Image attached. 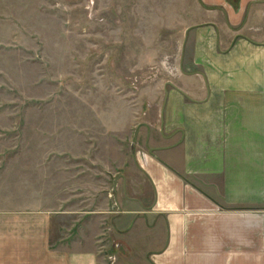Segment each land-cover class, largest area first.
I'll list each match as a JSON object with an SVG mask.
<instances>
[{
    "label": "crops",
    "instance_id": "crops-1",
    "mask_svg": "<svg viewBox=\"0 0 264 264\" xmlns=\"http://www.w3.org/2000/svg\"><path fill=\"white\" fill-rule=\"evenodd\" d=\"M196 14L179 80L130 149L151 199L121 176L111 207H0V264H264V0H196ZM72 214L87 219L52 241Z\"/></svg>",
    "mask_w": 264,
    "mask_h": 264
},
{
    "label": "rangeland",
    "instance_id": "rangeland-1",
    "mask_svg": "<svg viewBox=\"0 0 264 264\" xmlns=\"http://www.w3.org/2000/svg\"><path fill=\"white\" fill-rule=\"evenodd\" d=\"M197 21L196 0H0V207H111L121 176L150 200L130 149ZM86 219L58 217L52 241Z\"/></svg>",
    "mask_w": 264,
    "mask_h": 264
},
{
    "label": "water",
    "instance_id": "water-1",
    "mask_svg": "<svg viewBox=\"0 0 264 264\" xmlns=\"http://www.w3.org/2000/svg\"><path fill=\"white\" fill-rule=\"evenodd\" d=\"M186 33H187V30H186ZM185 37H186V35H185Z\"/></svg>",
    "mask_w": 264,
    "mask_h": 264
}]
</instances>
